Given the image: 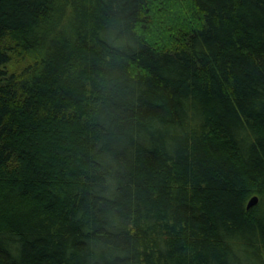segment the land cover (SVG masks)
Masks as SVG:
<instances>
[{
	"label": "trees",
	"instance_id": "16d2710c",
	"mask_svg": "<svg viewBox=\"0 0 264 264\" xmlns=\"http://www.w3.org/2000/svg\"><path fill=\"white\" fill-rule=\"evenodd\" d=\"M0 264H264V0H0Z\"/></svg>",
	"mask_w": 264,
	"mask_h": 264
},
{
	"label": "water",
	"instance_id": "95a60500",
	"mask_svg": "<svg viewBox=\"0 0 264 264\" xmlns=\"http://www.w3.org/2000/svg\"><path fill=\"white\" fill-rule=\"evenodd\" d=\"M258 202L259 198L257 196L253 197L248 204V209H251L252 207L256 206Z\"/></svg>",
	"mask_w": 264,
	"mask_h": 264
}]
</instances>
